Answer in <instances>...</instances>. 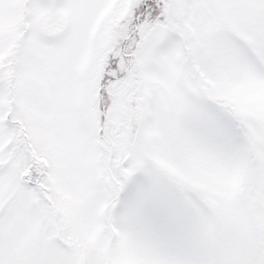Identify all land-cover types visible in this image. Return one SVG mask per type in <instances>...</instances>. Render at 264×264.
<instances>
[{
  "label": "snow or ice",
  "instance_id": "obj_1",
  "mask_svg": "<svg viewBox=\"0 0 264 264\" xmlns=\"http://www.w3.org/2000/svg\"><path fill=\"white\" fill-rule=\"evenodd\" d=\"M0 264H264V0H0Z\"/></svg>",
  "mask_w": 264,
  "mask_h": 264
}]
</instances>
